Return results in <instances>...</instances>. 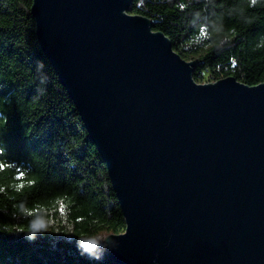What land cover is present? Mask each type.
Returning <instances> with one entry per match:
<instances>
[{
	"label": "water",
	"instance_id": "95a60500",
	"mask_svg": "<svg viewBox=\"0 0 264 264\" xmlns=\"http://www.w3.org/2000/svg\"><path fill=\"white\" fill-rule=\"evenodd\" d=\"M133 0H33L42 52L125 220L116 264H264V82L196 83Z\"/></svg>",
	"mask_w": 264,
	"mask_h": 264
},
{
	"label": "trees",
	"instance_id": "16d2710c",
	"mask_svg": "<svg viewBox=\"0 0 264 264\" xmlns=\"http://www.w3.org/2000/svg\"><path fill=\"white\" fill-rule=\"evenodd\" d=\"M33 0H0V264H116L126 225L105 163L44 55ZM196 83L264 82V0H133ZM22 174V178H21ZM92 245V247H89Z\"/></svg>",
	"mask_w": 264,
	"mask_h": 264
},
{
	"label": "snow or ice",
	"instance_id": "6c2138e0",
	"mask_svg": "<svg viewBox=\"0 0 264 264\" xmlns=\"http://www.w3.org/2000/svg\"><path fill=\"white\" fill-rule=\"evenodd\" d=\"M0 155H3V149H0ZM5 167V165L0 164V170H2ZM21 178H22V174H21ZM89 247H92V245H89Z\"/></svg>",
	"mask_w": 264,
	"mask_h": 264
},
{
	"label": "rangeland",
	"instance_id": "374dc122",
	"mask_svg": "<svg viewBox=\"0 0 264 264\" xmlns=\"http://www.w3.org/2000/svg\"><path fill=\"white\" fill-rule=\"evenodd\" d=\"M187 61H196V60L195 58H190V60H187ZM213 82H216V81L210 80V82H206V83H213ZM200 84H204V83H200Z\"/></svg>",
	"mask_w": 264,
	"mask_h": 264
}]
</instances>
